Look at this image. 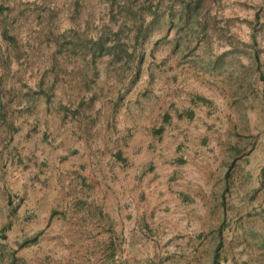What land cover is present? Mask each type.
I'll return each mask as SVG.
<instances>
[{
	"label": "rangeland",
	"instance_id": "rangeland-1",
	"mask_svg": "<svg viewBox=\"0 0 264 264\" xmlns=\"http://www.w3.org/2000/svg\"><path fill=\"white\" fill-rule=\"evenodd\" d=\"M29 5L31 43L51 44L35 56L52 58L73 83L92 70L97 97L115 98L116 127L94 133L109 137L115 161L98 179L64 171L59 129L38 138L30 159L7 153L0 264H264V193L227 213L208 185L211 137L216 157L234 156L231 168L250 155L222 147V99L237 111L264 107L255 69L264 4L243 20L213 0ZM127 117L129 129L120 125Z\"/></svg>",
	"mask_w": 264,
	"mask_h": 264
},
{
	"label": "crops",
	"instance_id": "crops-1",
	"mask_svg": "<svg viewBox=\"0 0 264 264\" xmlns=\"http://www.w3.org/2000/svg\"><path fill=\"white\" fill-rule=\"evenodd\" d=\"M49 1L62 4L67 0ZM31 2L0 0V194L4 189L3 165L7 153L14 151L30 159L31 148L37 147L38 138H43L49 131L59 129L64 132L59 138V151L63 154L59 164L64 171L78 169L85 181L108 176L109 164L115 161L111 154L116 150L109 137L99 141L94 137L96 131L109 135L108 132L116 127L114 110L110 109V105L115 107V98L109 95L97 97L92 70L83 71L81 80L73 83L68 81V74L57 71L58 65L52 58L35 56L39 51H47L51 44L31 43ZM219 2L232 3L233 8H225L223 12H236L234 15L241 20L255 18L264 4V0H213V4ZM240 28L246 32V26L241 25ZM85 63L92 67V59ZM255 69L264 79V58L259 56ZM263 93L261 89L260 97ZM69 98L75 101H69ZM53 100H61V104ZM232 102L222 99V139H225L222 147L229 148L235 156L242 154L247 147L251 150L250 155H242L241 159L235 160L237 168H231L234 156L229 160L224 155L216 157L210 136L209 171L212 175L209 172V190L213 196H225L227 213L230 203H234L236 210H244L246 196L264 193V107L259 105L237 111L231 106ZM234 105L241 108L242 101ZM130 123L127 117L120 125H127L126 129H129ZM36 126L37 129L33 130ZM234 131L237 137H234ZM137 147V153L142 155L147 149L140 144ZM215 147L219 151L220 148ZM73 153L75 157L71 156ZM233 179H237L236 184ZM247 181L250 183L248 186ZM219 184L222 188L217 192Z\"/></svg>",
	"mask_w": 264,
	"mask_h": 264
}]
</instances>
